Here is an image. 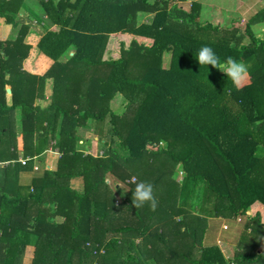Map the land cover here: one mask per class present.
<instances>
[{"label": "trees", "instance_id": "obj_1", "mask_svg": "<svg viewBox=\"0 0 264 264\" xmlns=\"http://www.w3.org/2000/svg\"><path fill=\"white\" fill-rule=\"evenodd\" d=\"M204 10L199 0H0L11 28L0 39V264H264V36L250 29L264 6L245 36ZM140 12L150 21L138 23ZM31 24L53 61L42 75L22 66ZM202 46L248 66L239 87L199 65ZM46 67L41 56L28 68ZM46 150L56 167L39 172L27 161ZM179 170L182 183L203 185L199 214L179 204ZM107 179L127 185L121 201ZM137 181L153 185L155 210L132 204ZM218 216L246 218L230 258L207 242Z\"/></svg>", "mask_w": 264, "mask_h": 264}, {"label": "rangeland", "instance_id": "obj_2", "mask_svg": "<svg viewBox=\"0 0 264 264\" xmlns=\"http://www.w3.org/2000/svg\"><path fill=\"white\" fill-rule=\"evenodd\" d=\"M190 2V0H188ZM199 2L201 3V5L206 7V10H204V17L205 19H207L210 22L215 23H220L222 25H227V26H235L238 28L239 30V35L245 36V25L247 23V21L249 20L250 16H252L260 7L264 6V0H199ZM180 4V6L184 7V8H188V2L186 1L185 3H178ZM186 4V5H185ZM171 11H173L170 8ZM175 15H177L178 17L180 16L179 12H175ZM151 15L149 13H143L140 12L138 13L137 16V22H147L150 21ZM17 19L19 21H25L26 20V16L23 13H20L17 15ZM2 22V21H1ZM30 31L34 32V33H38L41 34L43 32V29L39 26H35L34 24L30 25ZM55 28V27H53ZM250 29L256 34L257 37L262 38L264 36V23H254L250 25ZM10 30V31H9ZM11 35V28L10 26L7 25H2L0 27V37H4L7 38L8 36ZM27 36V35H26ZM29 39H27L25 37V41H28ZM242 41H246V39H243ZM29 53V52H28ZM28 56V55H27ZM168 58L169 55L165 54L164 55V62L167 63L168 62ZM36 60V59H35ZM48 66V65H47ZM49 86H47L46 88V93H49ZM46 94V96H47ZM122 96L121 94H116L114 96L113 99V105L114 106H118L119 104H121L122 102ZM94 126V125H92ZM105 131H106V127H104ZM79 132L81 134H85L86 136H92L94 138H98L96 133H89V132H85L82 129L79 130ZM100 153V151L98 152ZM24 158V157H23ZM28 160V159H27ZM38 168V166H36ZM36 168V169H37ZM35 169V170H36ZM182 170H179L176 172V179L182 183L181 178L183 173L181 172ZM110 181V184L113 182L116 183V180H108ZM199 182V181H198ZM182 183L181 185L184 187L185 189V198H180L179 199V204L181 205V207H183L186 210H189V212H192L193 214H199L200 211V204L198 205L199 202V197L202 195V190H203V185L202 183H193L192 185L189 183ZM71 185L76 188V189H81L82 186V181L81 179H72L71 180ZM116 185L121 186L122 188L120 189L119 192L115 193V197L121 201L124 197V195L126 194L128 188L127 185L122 183L121 181H118V183H116ZM182 188V187H181ZM181 217V216H180ZM221 218H219V221H214V223L212 222L211 218L212 217H208V223L207 226H212V234L214 235V238L211 239H207L208 243H216L218 246H220V248L222 249V251L224 252V255L228 258L233 256V251L237 250L236 249V244L237 241L239 240L240 237V233L244 228V225L246 222L245 217H237L238 220H240L242 222V228L238 231H233L234 229H232V226L234 223H236L235 220H233V218H223L222 216H220ZM178 219V217L176 218ZM264 222V221H263ZM223 226V227H222ZM219 228V229H218ZM209 229V227L206 228V230ZM211 231V230H210ZM231 235V239H233L234 241L231 243V245H228V243H225L224 241L227 240V236ZM235 235V236H234ZM237 235V237H236ZM139 241V240H138ZM137 242V240H136ZM140 245H142V243L139 241ZM151 243H149L150 245ZM154 244V243H152ZM263 241L260 242V248L263 246ZM146 245L143 244L141 246V250H145V248H149V246H144Z\"/></svg>", "mask_w": 264, "mask_h": 264}, {"label": "clouds", "instance_id": "obj_3", "mask_svg": "<svg viewBox=\"0 0 264 264\" xmlns=\"http://www.w3.org/2000/svg\"><path fill=\"white\" fill-rule=\"evenodd\" d=\"M196 59L199 65H211L213 68L219 69L236 87H239L241 81L248 74V66L243 61L229 57L225 62H221L214 50L209 46H202L198 50ZM132 204L135 208L148 204L152 210H155L157 199L154 195L153 185L145 181H137L134 190H132Z\"/></svg>", "mask_w": 264, "mask_h": 264}, {"label": "crops", "instance_id": "obj_4", "mask_svg": "<svg viewBox=\"0 0 264 264\" xmlns=\"http://www.w3.org/2000/svg\"><path fill=\"white\" fill-rule=\"evenodd\" d=\"M203 6V5H202ZM3 24L1 23L0 24V27L2 26ZM39 27V26H38ZM10 31V30H9ZM30 33H33V35H36L37 38L35 39L34 42L28 40V41H25L26 43L30 44V49H29V53H28V56L22 61V66L23 68L30 72V73H33V74H38V75H42L50 66L51 64L53 63L52 59H50L49 57H47L46 55H44L43 53L39 52L38 51V48H37V42L39 40V37L41 34H43V32L41 34H38V33H34V32H30ZM28 36H29V33L27 34L26 38L28 39ZM4 38V37H3ZM2 37H0V39H3ZM32 50H34V53L32 54ZM44 57L47 61V67L46 69L43 71V72H34L32 70H30V68L34 67L35 63H37V60L39 57ZM31 57V60H30V63H28V65L30 66V68H28L29 66H26L25 64V61ZM36 59V60H35ZM8 94V93H7ZM47 94V93H46ZM49 94V93H48ZM47 94V95H48ZM7 97V101L9 103V100H10V96L6 95ZM49 152L53 153L54 151H51V150H46L44 151L42 154H40L39 156L35 157V158H32L33 160H28V164L30 163L32 165V167L34 166H38L39 168V172L45 168H47V163H50L51 164V169H55L56 167V162H57V159H58V153L54 152V156H52L51 158H49ZM20 157V156H19ZM22 157V156H21ZM56 158V159H55ZM56 160V161H55ZM32 162V163H31ZM37 168V169H38ZM35 169V168H34ZM35 174H37L32 168L30 170H20L19 173H18V182L20 184H29L30 181H31V178H33V176H35ZM75 179H79V178H75ZM246 213L248 215H251V210H247ZM221 218L220 216L218 217H212L211 220L212 222L214 223V221H219ZM246 219V218H245ZM209 220V218H208ZM208 220H207V223H208ZM263 221H264V218H263ZM209 227V229L207 230V239H211L214 238V235L215 234H212V226H207ZM223 227V226H222ZM242 228V222L240 220H238L236 218V223L233 224L232 226V229H234L233 231H238ZM219 229V228H218ZM211 230V231H210ZM235 236V235H234ZM231 235L227 236V240L224 241L225 243H228V245H231V243L234 241L233 239H231ZM237 237V235H236Z\"/></svg>", "mask_w": 264, "mask_h": 264}, {"label": "built area", "instance_id": "obj_5", "mask_svg": "<svg viewBox=\"0 0 264 264\" xmlns=\"http://www.w3.org/2000/svg\"><path fill=\"white\" fill-rule=\"evenodd\" d=\"M100 153H102L101 151H100ZM26 160H27V158H23V157H18V161L20 162V163H22V164H25V162H26ZM35 169L37 168L36 166L34 167Z\"/></svg>", "mask_w": 264, "mask_h": 264}, {"label": "water", "instance_id": "obj_6", "mask_svg": "<svg viewBox=\"0 0 264 264\" xmlns=\"http://www.w3.org/2000/svg\"><path fill=\"white\" fill-rule=\"evenodd\" d=\"M6 90H7V93H10V88H7Z\"/></svg>", "mask_w": 264, "mask_h": 264}]
</instances>
